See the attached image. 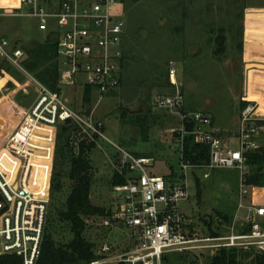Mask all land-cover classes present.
<instances>
[{
    "label": "built area",
    "instance_id": "2783aa9c",
    "mask_svg": "<svg viewBox=\"0 0 264 264\" xmlns=\"http://www.w3.org/2000/svg\"><path fill=\"white\" fill-rule=\"evenodd\" d=\"M19 3L16 11L20 16L36 19L39 31L45 33L46 38L53 35L56 39L60 86L75 89L82 86L103 95L119 90L125 36L122 0H20ZM8 47L9 42L0 39V55L27 74L39 94L7 139L5 156L8 155L13 164L0 162V257L17 256L23 264H36L39 258L51 203L47 178L44 182V172L40 171H49L50 157L41 146L47 148L56 143V132L66 123L75 125L88 143L109 142L117 153L116 158L110 160L113 174L125 180L124 184L113 188L117 205L111 209L109 218H95L93 223L97 222L101 230L126 229L127 241L133 246L116 247L104 242L98 250V258L85 264H163V258L169 254L207 250L213 257L223 249L264 256V204L246 203L254 186L246 184L245 154L261 148L259 140L264 132V118L257 114L259 102L247 101L240 111L239 149L232 150L213 129L210 114L187 110L183 84L178 81L176 67L172 65L169 69L172 92L154 101L156 110L176 120L169 133L172 141L179 145L183 174L174 173V178L169 180L171 174L154 173V158H136L112 143L104 134V121L74 110L59 94L32 78L22 68L24 51L16 46L10 50ZM189 135L195 144L209 148L206 165L182 161L184 141ZM219 169L239 171V203L227 235L203 238L181 209V204L190 198L187 171ZM203 177L208 179L210 173ZM242 210L246 211L245 224L241 221ZM239 222V227L246 232L236 231Z\"/></svg>",
    "mask_w": 264,
    "mask_h": 264
},
{
    "label": "rangeland",
    "instance_id": "374dc122",
    "mask_svg": "<svg viewBox=\"0 0 264 264\" xmlns=\"http://www.w3.org/2000/svg\"><path fill=\"white\" fill-rule=\"evenodd\" d=\"M19 2L0 0V39L9 42V50L14 46L21 49L30 44L38 46L46 40L36 19L20 16L16 11ZM122 9L125 66L119 90L105 95L92 90L90 103L86 104L82 86L75 89L59 85L60 96L74 110L86 112L96 121H104V134L112 143L131 154L152 156L156 160L155 174L181 176L179 145L172 141L169 133L172 120L154 108L155 98L170 91L164 82L169 79L170 67L175 65L187 107L211 114L214 128L223 132L221 137L230 149L238 150L239 114L241 104L247 102L243 98L246 91L249 97L258 100L257 114L264 118V0H122ZM219 36L226 38L222 45L217 42ZM22 68L25 70L23 64ZM2 79L9 80L6 95L10 102L15 103L18 95L29 105L28 111L38 97L37 86L27 74L0 55V81ZM4 102L0 101V162L8 165L13 161L5 156L7 139L16 131L26 111H14L13 117L5 122L10 114ZM123 112L128 113L124 118ZM140 114L142 116L136 118ZM138 119L144 124H139ZM58 133L59 129L56 143L54 141L47 148L41 146L50 157L49 171L40 169L48 181L50 200ZM76 140V144L88 143L81 134ZM259 144L264 147V132ZM96 146L91 154V201L97 207L113 209L117 200L111 185L110 160L113 161L117 153L107 141L101 140ZM247 172L252 173L249 166ZM205 173H210L208 179H204ZM65 183L66 193L60 196L62 202L69 193L70 182L66 179ZM187 184L190 198L181 204V209L188 221L196 225L203 238L209 237L204 220H213L212 230L227 235L239 203V171L188 170ZM246 203L264 204V186H254ZM223 216L229 217L231 222H224ZM240 216L245 224L246 211H240ZM94 220L90 219L92 228L85 236L96 244V249L103 242L116 247L133 246L127 241L126 229L112 228L106 232L98 228ZM239 224L236 231L244 230ZM66 236L69 239L68 234ZM189 254H169L164 264H209L212 257L207 250ZM250 260L253 257L248 262Z\"/></svg>",
    "mask_w": 264,
    "mask_h": 264
},
{
    "label": "trees",
    "instance_id": "16d2710c",
    "mask_svg": "<svg viewBox=\"0 0 264 264\" xmlns=\"http://www.w3.org/2000/svg\"><path fill=\"white\" fill-rule=\"evenodd\" d=\"M22 50L25 53V60L22 62L25 70L29 74L34 75L39 83L60 95L55 37L49 35L42 44L24 46ZM124 66L125 54L122 60V70ZM164 83V86L171 90L169 79ZM90 96L91 89L86 88L83 97L86 104L90 103ZM250 99L253 100L252 98ZM247 104V102L242 103L240 109L243 110ZM187 110L194 111L189 110L188 107ZM127 115L128 113L123 112L122 117L124 118ZM140 116L142 114L136 118H140ZM169 118L172 120L170 127L172 128L176 125V120L172 117ZM137 122L141 124L142 120L138 119ZM78 135L79 129L73 124L66 123L59 127L57 158L50 187L52 199L46 217L40 255L36 264L89 263L98 258V250L104 244L103 242L96 249V244L85 236L87 230L92 228L89 224L90 219H107L111 215V209L97 207L91 201L93 186L91 154L97 146L95 143L88 144L83 141L76 144ZM132 155L136 158H152V156L147 154L136 153ZM245 156L247 166L252 171L251 174H247L246 184L256 187L264 186V147L262 146L256 151L247 152ZM182 161L192 165H206L209 162V148L205 145L195 144L192 136L189 135L184 141ZM171 178H174V173L171 174L169 180ZM66 179L70 182L69 193L65 202H62L61 197L66 193ZM44 182H46V178H44ZM124 183L125 180L123 178L113 174L111 179L112 187ZM56 194L59 195L58 198H55ZM221 219L224 222H231L230 218L226 216ZM204 223L209 230V236L217 237L220 235L212 230L213 220H204ZM242 231L244 233L247 230L244 229ZM67 234L69 239H67ZM186 254L190 255L189 253ZM167 257L168 255L163 258V264ZM250 257H253V260L248 262ZM210 259L209 264H264L263 255L238 252L235 249H223ZM0 264H23V261L17 256L8 255L0 257Z\"/></svg>",
    "mask_w": 264,
    "mask_h": 264
},
{
    "label": "crops",
    "instance_id": "0c3cea01",
    "mask_svg": "<svg viewBox=\"0 0 264 264\" xmlns=\"http://www.w3.org/2000/svg\"><path fill=\"white\" fill-rule=\"evenodd\" d=\"M27 46H29V45H27ZM30 46H33L32 44H30ZM17 47V46H16ZM17 48H19V47H17ZM21 49V48H20ZM25 57V56H24ZM24 60V59H23ZM2 80H4V79H2ZM1 80V81H2ZM7 81V83H8V79H6ZM0 81V82H1ZM7 83L4 85V87L0 90V93H1V96H0V101H5L4 103L7 105V108H8V111H9V114H10V117H8L6 120H4L5 122L6 121H8L9 119H11L12 117H13V114H14V111H16L17 110V112H18V110L19 111H22V112H24V111H26L27 109H28V106L29 105H26V103H23L22 101H21V99L20 98H18V95L16 96V98H15V100H16V102L15 103H12V102H10V100L8 99V94L6 95V93H9V89H8V87L6 86L7 85ZM256 88H257V86H255ZM249 87H248V84H247V88L246 89H248ZM244 96H243V98H244V100L245 101H255V102H258V100H251L250 98H253V97H251L250 96V98H249V94H248V91H246L244 94H243ZM9 100V101H8ZM8 102H9V104H8ZM22 102V103H21ZM35 102V101H34ZM34 102L31 104V105H33L34 104ZM21 103V104H20ZM19 104V105H18ZM23 104V105H22ZM30 105V106H31ZM189 110H196V109H191V108H189ZM199 111H204V112H206V113H208L207 111H205V110H199ZM209 114V113H208ZM22 115H23V113H22ZM211 115V114H210ZM22 117V116H21ZM212 117V116H211ZM212 121H213V125H212V127H213V129L214 130H216L219 134H220V136L223 134V132L222 131H220V130H217V129H215L214 128V120H213V117H212Z\"/></svg>",
    "mask_w": 264,
    "mask_h": 264
},
{
    "label": "flooded vegetation",
    "instance_id": "af4514ba",
    "mask_svg": "<svg viewBox=\"0 0 264 264\" xmlns=\"http://www.w3.org/2000/svg\"><path fill=\"white\" fill-rule=\"evenodd\" d=\"M225 40H226L225 36H219V37L217 38V42H218L220 45H222V43H223Z\"/></svg>",
    "mask_w": 264,
    "mask_h": 264
},
{
    "label": "bare ground",
    "instance_id": "6f19581e",
    "mask_svg": "<svg viewBox=\"0 0 264 264\" xmlns=\"http://www.w3.org/2000/svg\"><path fill=\"white\" fill-rule=\"evenodd\" d=\"M6 79H4V80H2L1 82H0V88H2L3 86H4V84L6 83Z\"/></svg>",
    "mask_w": 264,
    "mask_h": 264
},
{
    "label": "water",
    "instance_id": "95a60500",
    "mask_svg": "<svg viewBox=\"0 0 264 264\" xmlns=\"http://www.w3.org/2000/svg\"><path fill=\"white\" fill-rule=\"evenodd\" d=\"M6 83H7V82H6ZM6 83H5V84H6ZM5 84H4V85H5ZM3 87H4V86H3ZM3 87H2V88H3ZM2 88H0V90H1Z\"/></svg>",
    "mask_w": 264,
    "mask_h": 264
}]
</instances>
